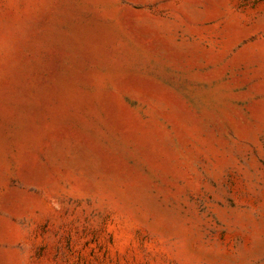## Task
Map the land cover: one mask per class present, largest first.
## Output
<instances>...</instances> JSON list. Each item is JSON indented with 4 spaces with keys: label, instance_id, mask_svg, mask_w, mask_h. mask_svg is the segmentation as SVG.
<instances>
[{
    "label": "rangeland",
    "instance_id": "obj_1",
    "mask_svg": "<svg viewBox=\"0 0 264 264\" xmlns=\"http://www.w3.org/2000/svg\"><path fill=\"white\" fill-rule=\"evenodd\" d=\"M0 264H264V0H0Z\"/></svg>",
    "mask_w": 264,
    "mask_h": 264
}]
</instances>
